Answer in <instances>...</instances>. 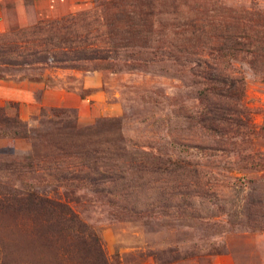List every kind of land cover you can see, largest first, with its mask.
<instances>
[{
	"label": "rangeland",
	"instance_id": "obj_1",
	"mask_svg": "<svg viewBox=\"0 0 264 264\" xmlns=\"http://www.w3.org/2000/svg\"><path fill=\"white\" fill-rule=\"evenodd\" d=\"M112 1L0 0V35L100 8L110 23ZM117 1L143 26L111 69L0 66V264H264V0ZM207 62L243 78L254 134L200 122Z\"/></svg>",
	"mask_w": 264,
	"mask_h": 264
},
{
	"label": "trees",
	"instance_id": "obj_2",
	"mask_svg": "<svg viewBox=\"0 0 264 264\" xmlns=\"http://www.w3.org/2000/svg\"><path fill=\"white\" fill-rule=\"evenodd\" d=\"M110 4L117 9L114 21L110 23H108V19L105 21L104 18H101L105 10L100 8L94 12H83L61 19L41 20L33 26L0 35V66L15 69L69 68L87 71L111 69L115 60L118 59L117 52L122 48V44L130 45L122 42L124 34L127 33L128 38L138 36L143 23H140V14L124 13L121 11L123 7L121 4L116 7L117 0ZM127 6L130 7V5ZM151 14V12H146L143 15ZM98 19L102 21L101 24L98 23ZM120 34L122 37L119 39ZM253 37L255 46L261 45V48L256 51V59L260 63L259 69L264 73V35L260 36L259 33H256ZM206 64H208L207 75L210 77H204L208 85L202 95L208 94L209 97L204 96V100L209 103L208 105H211V109L206 110V115H200V122L210 120L216 127L220 126L218 136L221 139L224 137L231 139L232 134L241 137L254 134L251 132L253 127L250 118L247 117L246 108L242 104L245 97L243 78L235 77L233 73H230V70L227 75H223L222 72L218 74L217 68H220L219 71H221L222 64L220 62L212 64L207 62ZM90 66L91 69H86ZM2 122L5 131H8L7 134L10 136L27 138L26 130L24 131L20 127L17 120L2 119ZM80 130L83 129L78 128V131ZM51 143L56 149L60 148L59 153L62 152V155L67 156L62 148L66 147L65 145L59 142H50L49 144ZM53 152L57 154L56 151ZM249 158L252 162L254 161L253 156L249 155L246 161H249ZM108 173L109 171L101 169L95 170V176L98 178H101L102 174H107L111 179V174ZM110 182L113 183L114 180L111 179ZM29 201L38 205H49L52 209L55 208L52 202L46 201L39 194H29ZM58 208L63 210L61 205H58Z\"/></svg>",
	"mask_w": 264,
	"mask_h": 264
}]
</instances>
